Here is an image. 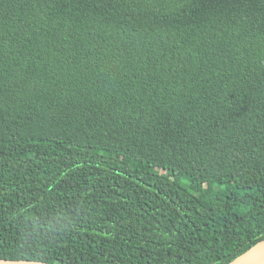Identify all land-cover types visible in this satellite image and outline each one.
Wrapping results in <instances>:
<instances>
[{
  "label": "trees",
  "instance_id": "obj_1",
  "mask_svg": "<svg viewBox=\"0 0 264 264\" xmlns=\"http://www.w3.org/2000/svg\"><path fill=\"white\" fill-rule=\"evenodd\" d=\"M264 238V0H0V258L226 264Z\"/></svg>",
  "mask_w": 264,
  "mask_h": 264
},
{
  "label": "water",
  "instance_id": "obj_2",
  "mask_svg": "<svg viewBox=\"0 0 264 264\" xmlns=\"http://www.w3.org/2000/svg\"><path fill=\"white\" fill-rule=\"evenodd\" d=\"M0 264H58L28 259L0 258ZM226 264H264V238Z\"/></svg>",
  "mask_w": 264,
  "mask_h": 264
}]
</instances>
